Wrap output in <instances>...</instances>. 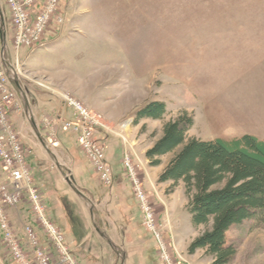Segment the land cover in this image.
<instances>
[{"label": "rangeland", "instance_id": "obj_1", "mask_svg": "<svg viewBox=\"0 0 264 264\" xmlns=\"http://www.w3.org/2000/svg\"><path fill=\"white\" fill-rule=\"evenodd\" d=\"M65 16L66 28L75 29L77 26L86 36L79 38V44H71L47 54L48 57L41 59L42 62L56 71L62 68L61 56L64 58L69 53L72 58L78 57L83 48L86 56H94L96 50V55L102 59V69H110L111 73L121 72L122 76L132 71L135 94L131 97L129 108L125 109L127 100L119 103L123 108L112 112L111 116L115 118L108 121L105 113L92 109L71 92L59 91L44 73L45 70L36 68L38 60L33 58V51L25 49L18 52L14 46L12 14L7 9V16H2L1 46L9 62L15 64L22 75L20 80L14 81L15 85L32 83L28 85L31 94L45 102L37 110V115L47 135L49 150L45 152L36 139L27 122L30 116L22 101L23 110L16 111L21 116L16 129L35 177L36 161L39 158L43 160V178L37 177L41 183L38 189L42 196L55 197L60 206L53 205L52 221L65 231L69 229L68 226L75 229L72 236L69 235L70 241L68 237L67 240L81 264L84 262L77 254L82 249L86 255L95 256L96 264H108L112 248L99 230L107 224L112 232H116L117 224L114 221L120 224L118 218L123 217L120 199L130 200L136 209L138 207L144 228L152 236L125 169L126 155L130 152L155 208L160 227L168 242L177 248L170 224L165 222L166 217L177 216V206L179 213L189 211L190 199L184 184L177 187L160 183V177L176 155L167 157L162 168H153L143 152L163 137L167 122L185 114L196 120L191 139L232 141L254 136L264 140V0H69L65 5ZM63 38L51 33L49 42L55 41L58 45L60 41H68V38ZM78 67L76 58L64 64L67 72L76 71ZM68 97L105 117L106 127L103 129H108L111 124L116 132H120L117 134L119 137L115 138L127 143L125 149L128 150L119 176L109 162L108 141L101 136L103 129L94 139L96 146L106 151L108 162L114 170L112 186L104 182L84 144L83 133L77 127L70 126L80 120V115L76 109L69 107ZM153 101L166 102L170 116L165 122L151 123L145 132L144 127L135 125L136 115ZM66 107L68 113L73 111L70 119H63L59 115L66 111ZM121 128L125 135L122 134L123 130L121 133ZM155 133L159 134L158 138H154ZM137 148L136 153L134 149ZM46 153L50 157L55 154L61 158L58 161L61 163L63 160L67 168L77 169L79 181L92 190L91 194L84 192L88 193V200L67 183L65 176L59 172L60 163L48 158ZM0 170L6 171L1 162ZM120 181L125 185L121 197L116 191ZM24 203L31 205L28 197ZM17 209L10 210L11 218V211ZM19 238L32 255L27 236ZM229 240L239 249L236 264H264V228L256 222L235 227L229 233ZM76 241L78 243L74 245ZM0 243L12 258L3 238H0ZM81 246L83 248L78 250ZM0 256L8 263L1 252ZM173 256L178 264H188L177 251H173ZM212 263V259L203 252L192 264ZM54 264H62L59 257L54 258Z\"/></svg>", "mask_w": 264, "mask_h": 264}, {"label": "built area", "instance_id": "obj_2", "mask_svg": "<svg viewBox=\"0 0 264 264\" xmlns=\"http://www.w3.org/2000/svg\"><path fill=\"white\" fill-rule=\"evenodd\" d=\"M2 2L6 11L8 9L12 14L14 46L18 52L25 49L34 52L45 48L51 33H57L66 25L65 5L69 0H0V3ZM21 76L18 67L7 59L0 42V162L4 165L9 179L8 183L0 184V234L17 264H54V256L34 226L26 229V236L32 246V255L25 249L15 230L10 210L19 208L28 197L35 222L57 250L61 263L81 264L68 243L65 232L50 217L45 199L30 169L20 133L13 122L14 111L21 112L24 108L19 90L14 83L20 80ZM67 101L69 107L76 109L80 115V120L71 123L70 126L77 127L83 133L84 144L99 168L104 182L112 186L114 170L108 162L104 148H98L94 142L96 134L106 127L105 117L92 112L75 99L68 97ZM124 165L140 201L146 227L157 242L161 263L178 264L173 256L176 249L168 242L160 227L155 208L130 152L126 155ZM0 264L8 263L0 256Z\"/></svg>", "mask_w": 264, "mask_h": 264}, {"label": "crops", "instance_id": "obj_3", "mask_svg": "<svg viewBox=\"0 0 264 264\" xmlns=\"http://www.w3.org/2000/svg\"><path fill=\"white\" fill-rule=\"evenodd\" d=\"M1 15L2 16L4 15V17L7 16V11H5V6L3 2L0 3V16ZM2 22L3 21L0 20L1 24ZM75 32L78 34H76ZM82 32L83 30L77 26H75V29H72L70 27L66 28V26H64L57 33L58 36H60V38L61 37H64L63 39L68 38V41L65 42L60 41V44L58 45L55 44L56 43L55 41L49 42L50 41L49 40L50 36H49L47 46L40 50L34 51L33 53V58H35V60H38V62L35 63V66L36 68L39 67L38 69L45 70L44 73L51 78V82L59 91L71 92L72 94L77 96L79 100L89 105L92 109L105 113L108 118V121L114 120L115 116L114 115L111 116V113L123 108L119 105V103L123 102L124 100H127V105L125 106V109L127 107L129 108V104L131 103L132 100L131 97L133 96V94H135L133 89L134 77L132 71H130L129 74L125 73L122 76L121 72L116 71L117 72L116 74V72L111 73L112 70L110 69L108 70L102 69L101 67L102 59L101 56L96 55L97 51L95 50L94 56L92 55L86 56L85 48L79 51L78 57H73L76 58V61L79 64V67L76 71L67 72L66 69L64 68V64L71 63L73 60V58L69 53H67L64 56V58L63 56H61L60 61L62 64V68H59L56 71L55 68L53 69L50 66L45 65L41 60L44 59L45 57H48L47 54H53L57 50L63 49L64 47L69 46L71 44L74 45L75 43L78 44L81 43L79 38L86 36V34ZM119 61L122 62L121 59H119ZM30 84H27V82L26 84L22 82V83H17L16 86L19 90L20 99L26 107L27 110L26 112L30 116L27 118V122L31 126V129L33 130V133L36 139L38 140L41 148L44 151L46 149L49 150L47 135L45 131L42 129L39 116L37 115V110L39 111L41 109L42 104H44L45 102L40 100L41 97L33 96L31 94L28 86ZM153 102H157V101H153ZM150 103H148L147 105H149ZM55 109L57 108H53L52 110ZM68 112H69L68 108L66 107V111H64V113H60L59 115L63 119H65L66 117L70 119L73 117L72 114L73 111L72 112L70 111L71 114ZM20 117L21 116L18 115L17 112H14L13 122L15 123L16 126L19 125L18 124L19 121L21 122ZM151 123H158V122L147 121L141 127H144L145 125L149 126L151 125ZM108 129L101 130V136L106 141H108L109 162L114 168V170L117 172V174L120 176V172L122 171L121 164L122 161L124 160L126 151L128 150V148L127 150L125 149V144L127 143L125 140H123L125 141L124 144L122 141L117 140V138H115L116 136H118L117 134H119L120 132H118V130L116 132V130L111 124H109ZM121 133L125 135V131L122 128H121ZM133 142L135 141L133 140ZM135 145H138V143L135 142ZM154 145L155 143L147 147L146 151L143 150L145 157L147 156L148 152L153 149ZM134 150L136 152L139 149L137 148ZM46 155L48 156V158H54L57 162H59L58 159H61L55 154L51 155V157L48 153H46ZM62 161L63 160H61V163L59 162L60 166L58 165L60 174L63 177L65 176L67 183H69L72 187L74 186L76 188L77 193L83 199H87L89 197L88 193L85 194L84 192L89 191L91 194L92 190L89 187L84 186V184L81 181H79V173L77 169L71 170L67 168V166H64ZM148 162L149 164H151V161L149 159ZM43 165H44L43 160L39 158L35 164L36 177L35 174L33 173L36 180V185L39 184L37 185V187L41 186L40 185L41 183L39 182L38 178H43V175H41V171H43L42 167H44ZM66 172L67 174H65ZM70 180H72V182H70ZM8 181L9 179L6 171L4 172L0 170V184H6L8 183ZM120 182H119L120 185L119 187H117L116 190L118 192L119 197L123 195L121 191L125 187L123 182L122 181ZM43 197L47 203V207L52 219L53 214L51 210L54 204L57 205L56 198L54 197L53 199H51L52 196H48L47 198L45 195ZM119 201L121 204V208L123 210V217L118 218V221H120V224L123 223L125 225L120 226V224L117 223V220L114 221L113 219V221L117 224L115 233L109 229L107 224H105L106 228L101 226L103 229L99 230V232L103 235V237L106 239L107 243L109 244L110 249L112 248V250L110 251L111 255L109 257L108 264H136V262L137 264H139V262H141L142 264H162L158 255L157 242L144 228L142 215L140 214V212H137L138 207L136 209L135 208L136 206H134V204H132L130 200L121 201L120 199ZM57 207L60 208V206L58 205ZM177 212H178L177 216L170 215L169 217H166L167 220L165 222L170 224V228L171 231L173 232L175 244L177 246V248H175L177 249L176 251L180 254V256L183 257L186 263L192 264L195 262V259L199 257L200 253L205 252L202 251L195 256H192L189 253V249L191 245L197 238L200 237L201 234L195 231L193 227V217L189 211H187L186 213L185 212L179 213V206H177ZM11 214H12L13 222L15 223V229L18 236L20 237L26 236V228L29 226H34L40 233L45 246L47 247L49 246L50 253L54 256V258L58 259L59 256L57 250L50 243V241L46 237V234L42 231L40 226L37 225V223L35 222V218L32 213V207L29 203L28 204L24 203L22 207L20 206L17 210L11 211ZM57 223L61 224L62 222H57ZM57 226L59 227V225ZM68 227L69 229L66 231L63 229L61 230L65 232L66 236L70 241L69 235L75 229L74 228L71 229L70 226ZM0 238L2 240V235H0ZM77 243L78 241H76L74 245H76ZM0 247H1L0 252L6 258L8 264H14L12 258L5 251L2 243H0ZM82 248L83 246L78 248V250H81ZM86 254L87 253L84 252L82 249V251H78L77 255L81 257L84 264H96V260L93 258L95 256H88Z\"/></svg>", "mask_w": 264, "mask_h": 264}, {"label": "trees", "instance_id": "obj_4", "mask_svg": "<svg viewBox=\"0 0 264 264\" xmlns=\"http://www.w3.org/2000/svg\"><path fill=\"white\" fill-rule=\"evenodd\" d=\"M169 116L166 102H152L138 112L135 125L165 122ZM195 127V118L188 114L167 122L163 137L147 157L153 168H162L167 157L176 155L160 183L186 186L193 227L201 234L190 255L205 251L212 264H236L239 249L230 243L229 233L247 222L264 228V140L254 136L232 141L191 139Z\"/></svg>", "mask_w": 264, "mask_h": 264}, {"label": "water", "instance_id": "obj_5", "mask_svg": "<svg viewBox=\"0 0 264 264\" xmlns=\"http://www.w3.org/2000/svg\"><path fill=\"white\" fill-rule=\"evenodd\" d=\"M70 182H72V180H70Z\"/></svg>", "mask_w": 264, "mask_h": 264}]
</instances>
